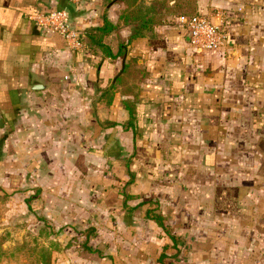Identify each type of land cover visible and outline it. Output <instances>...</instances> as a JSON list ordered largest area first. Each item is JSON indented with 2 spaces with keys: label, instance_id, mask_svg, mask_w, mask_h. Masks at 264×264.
<instances>
[{
  "label": "crops",
  "instance_id": "0c3cea01",
  "mask_svg": "<svg viewBox=\"0 0 264 264\" xmlns=\"http://www.w3.org/2000/svg\"><path fill=\"white\" fill-rule=\"evenodd\" d=\"M120 1L0 0V110L31 126L14 153L75 157V201L141 246L144 223L155 229L154 264H264V0H197L228 32L213 54L178 19L133 36ZM59 10L86 31L83 50L30 20ZM106 19L116 27L97 43Z\"/></svg>",
  "mask_w": 264,
  "mask_h": 264
},
{
  "label": "rangeland",
  "instance_id": "374dc122",
  "mask_svg": "<svg viewBox=\"0 0 264 264\" xmlns=\"http://www.w3.org/2000/svg\"><path fill=\"white\" fill-rule=\"evenodd\" d=\"M143 1L147 5L152 2ZM6 111L7 108L3 109ZM23 116L22 113L21 118ZM5 118L0 110V264H154L157 261V250L159 253L161 247L155 241L158 238L155 229L144 223L141 246V238L137 239L133 231L121 237L113 233L120 229L115 228L116 222L110 225L106 216L98 215L96 220L90 217L84 211V201H75L73 184L75 178L78 180L82 176L71 168L75 165V157H24L17 151L14 153V140L21 149L25 134L31 136V126L21 123L11 126ZM54 136L45 131L39 137L50 143L55 141ZM77 163L79 169L87 168L88 158L81 157ZM93 175V180L87 179L88 186L99 184L98 174ZM92 189V193L98 191L102 196L103 191ZM85 193L88 195L87 190H76L82 198ZM75 214L82 215L75 217ZM132 225L126 228H134ZM91 227L99 232L90 236L84 248L85 235ZM92 249L101 250L103 254L92 252ZM182 255L178 261L189 260ZM162 262H167V258Z\"/></svg>",
  "mask_w": 264,
  "mask_h": 264
},
{
  "label": "built area",
  "instance_id": "2783aa9c",
  "mask_svg": "<svg viewBox=\"0 0 264 264\" xmlns=\"http://www.w3.org/2000/svg\"><path fill=\"white\" fill-rule=\"evenodd\" d=\"M71 1L77 4L81 0ZM30 20L37 26L61 36L70 48L74 50L85 48L86 33L73 25L67 10L38 12L30 16ZM178 23L189 32L192 47L200 53H217L227 43L228 32L224 22L217 24L208 16L198 14L193 17H181Z\"/></svg>",
  "mask_w": 264,
  "mask_h": 264
},
{
  "label": "trees",
  "instance_id": "16d2710c",
  "mask_svg": "<svg viewBox=\"0 0 264 264\" xmlns=\"http://www.w3.org/2000/svg\"><path fill=\"white\" fill-rule=\"evenodd\" d=\"M120 3L124 9L119 26H138L133 36L150 33L155 27L170 23L174 19L199 14L197 0H152L148 5L143 0H121ZM115 27L106 19L105 27L96 35L97 43L102 42L104 35L111 33ZM107 51L113 57L110 48H107Z\"/></svg>",
  "mask_w": 264,
  "mask_h": 264
},
{
  "label": "water",
  "instance_id": "95a60500",
  "mask_svg": "<svg viewBox=\"0 0 264 264\" xmlns=\"http://www.w3.org/2000/svg\"><path fill=\"white\" fill-rule=\"evenodd\" d=\"M189 38H191V35L189 34ZM125 67V65L123 66ZM33 91H41L46 89L44 85L41 84H36L35 86H33V88H31Z\"/></svg>",
  "mask_w": 264,
  "mask_h": 264
}]
</instances>
